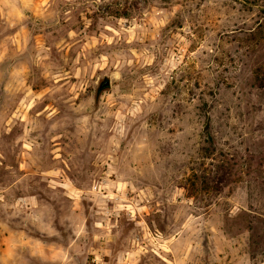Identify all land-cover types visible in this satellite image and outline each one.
I'll list each match as a JSON object with an SVG mask.
<instances>
[{
    "label": "rangeland",
    "instance_id": "374dc122",
    "mask_svg": "<svg viewBox=\"0 0 264 264\" xmlns=\"http://www.w3.org/2000/svg\"><path fill=\"white\" fill-rule=\"evenodd\" d=\"M0 264H264V0H0Z\"/></svg>",
    "mask_w": 264,
    "mask_h": 264
},
{
    "label": "water",
    "instance_id": "95a60500",
    "mask_svg": "<svg viewBox=\"0 0 264 264\" xmlns=\"http://www.w3.org/2000/svg\"><path fill=\"white\" fill-rule=\"evenodd\" d=\"M109 84H110V82H109V81H107V82L105 83V85H107V86H108Z\"/></svg>",
    "mask_w": 264,
    "mask_h": 264
}]
</instances>
